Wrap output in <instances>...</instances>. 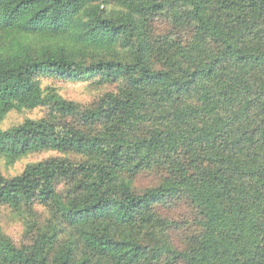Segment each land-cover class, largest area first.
<instances>
[{
    "label": "trees",
    "instance_id": "1",
    "mask_svg": "<svg viewBox=\"0 0 264 264\" xmlns=\"http://www.w3.org/2000/svg\"><path fill=\"white\" fill-rule=\"evenodd\" d=\"M37 109L0 126L53 153L0 170V264H264V0H0V124Z\"/></svg>",
    "mask_w": 264,
    "mask_h": 264
},
{
    "label": "rangeland",
    "instance_id": "2",
    "mask_svg": "<svg viewBox=\"0 0 264 264\" xmlns=\"http://www.w3.org/2000/svg\"><path fill=\"white\" fill-rule=\"evenodd\" d=\"M93 79L88 78L84 80H69L62 78L53 77H42V84L46 86H55L57 89L65 96L71 97L82 103H87L93 101L103 92L105 88L99 89L94 85ZM43 109H37L34 111H12L6 118L1 122L0 126L2 128H9L13 125L23 122L26 118H35L43 114ZM53 155L52 152H41L32 154L24 159L19 160L13 165H8L6 160L0 156V170L7 176H13L20 173L29 163L43 160L45 158ZM142 185H147L150 183L149 179H143L140 182ZM173 216L176 219L186 220V217L190 215L191 209L186 203H178L171 209ZM1 226L5 227L10 235L17 237L20 235V227L11 217L9 212H5L0 217Z\"/></svg>",
    "mask_w": 264,
    "mask_h": 264
}]
</instances>
